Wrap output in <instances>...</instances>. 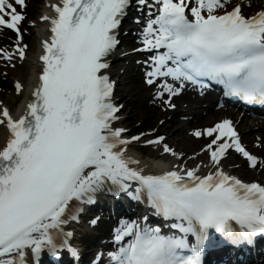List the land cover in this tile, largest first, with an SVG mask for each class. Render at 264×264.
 I'll list each match as a JSON object with an SVG mask.
<instances>
[{
	"label": "snow or ice",
	"instance_id": "obj_1",
	"mask_svg": "<svg viewBox=\"0 0 264 264\" xmlns=\"http://www.w3.org/2000/svg\"><path fill=\"white\" fill-rule=\"evenodd\" d=\"M27 6V0H0V33L16 36L12 50L0 48L8 64L26 58L21 25ZM48 7L52 14L40 20L50 37L42 41L32 99L18 117L0 106L6 131L0 145V264H42L45 253L50 264H62L64 251L70 264H80L69 229L104 193H125L159 219H121L116 249L107 259L97 253L91 264H203L209 249L250 246L264 237V183L246 182L223 166L234 150L251 168L264 169V159L241 143L233 122L193 130L194 137L207 138L200 151L208 159L188 167L179 162L185 153L164 136L129 138L115 126L122 105L114 102L116 82L109 75L122 22L134 7L146 13L138 50L152 53L146 83L163 78L156 95L164 106L175 109L173 98L187 84L201 90L215 84L226 97L264 106V5L251 15V0H56ZM23 88L17 80L16 92ZM142 140L177 162L153 172L159 160L142 163L128 154Z\"/></svg>",
	"mask_w": 264,
	"mask_h": 264
},
{
	"label": "bare ground",
	"instance_id": "obj_2",
	"mask_svg": "<svg viewBox=\"0 0 264 264\" xmlns=\"http://www.w3.org/2000/svg\"><path fill=\"white\" fill-rule=\"evenodd\" d=\"M46 5V4H45ZM45 5L43 7V14H50L49 11L45 10ZM38 29H36V31H34V35H35V39L37 38V36L39 37V39L42 38L43 36V30H44V26L46 25L44 21H40V19L38 20ZM34 49L37 50V47H34ZM38 66V61L34 58H29L27 61L21 63V68L19 69V71L17 72V77L18 80H22L23 81V85L24 88H26L24 90V97L27 96L28 92L30 91V87L32 85H34L35 82V78H36V68ZM116 76H119V79L122 75L121 71H118L115 73ZM28 90V91H27ZM137 94V93H136ZM126 97H128L126 100V108L130 107V105L133 103L134 101V96L130 95L129 93L125 94ZM213 94L210 93L207 95V99H212L213 98ZM188 98H192L190 94H185L184 96H179L176 98L177 101L180 102V106L179 109L177 110L176 113L172 114L171 118L163 125L159 128V130H166L168 133V136L166 137L164 142H167L169 144H171V146H176L175 149H180L179 152H186V154L188 155V152L191 148V145H193V141L195 140L192 137V133H191V127L194 126L195 124H198L199 126H202V124H206L207 122H209L215 115H217L219 112L217 110H215L214 108V104H210L206 109L208 111L207 115H203V111L202 109H199V105L203 103V101L201 99H199L198 97L192 98V105L189 106H183L181 103L185 100H188ZM19 103V102H18ZM11 106H15L12 103H8ZM24 105V104H23ZM18 112L21 111V108L17 109ZM153 113H151L148 117H155L156 116V111H157V107H153ZM182 110H186L191 112V114L195 115V119H193L192 121H188V122H183L179 119V116L182 113ZM224 114V113H222ZM155 118L153 119H145V124L149 123V122H153ZM174 124V125H171ZM185 125H188L187 127ZM239 126L241 127V129L243 130V132L245 133V138H249L251 137V139L248 141L252 142L254 137L253 135H255V132H253L254 126L249 123V121L247 119H242L239 122ZM260 130H263L264 133V126L263 125H259ZM260 133V132H259ZM264 135H262V139H263ZM4 139V128L0 127V145H1V140ZM196 146V145H194ZM156 148H152L151 150V156H155ZM168 157V156H167ZM200 161H204L205 156H200ZM194 159L193 158H189L188 162H193ZM152 163V162H150ZM229 163H232V159H228L227 162L223 163V166L227 167ZM206 171V170H205ZM244 171V169L242 167H240L239 169H236V173H242ZM258 175V173H256ZM93 236V234H92Z\"/></svg>",
	"mask_w": 264,
	"mask_h": 264
},
{
	"label": "rangeland",
	"instance_id": "obj_3",
	"mask_svg": "<svg viewBox=\"0 0 264 264\" xmlns=\"http://www.w3.org/2000/svg\"><path fill=\"white\" fill-rule=\"evenodd\" d=\"M32 4H34L37 8H41V6H42V1H40V0H37L36 2H34V0L32 1ZM39 15V13L37 14V16ZM133 71H130V66L128 67V68H126V76H127V78L126 79H123V81H125V82H123V83H125V87H124V89L119 93V95L120 96H122V95H125L126 93H127V90L126 89H129V88H133L134 87V92L135 91H137L138 90V86H136L137 84H134V82L133 81H131L132 83H129V80H130V78H129V76L131 75V73H132ZM11 78H15V75L12 73V75H11V77L9 78V79H11ZM11 81H12V79H11ZM146 96V93H143L142 95H140L139 97H145ZM0 97L1 98H3V99H5V100H7V98H10V97H12V100L11 101H13V96L12 95H10L9 93H5V94H0ZM126 97V96H125ZM138 97V95H136L135 96V101H134V103L130 106V110L134 113H136L135 115H137V118H133V117H129L130 119H134L130 124L131 125H134L139 119H143L144 118V115L148 112H150L148 109H146V108H148V106H147V104L145 105V104H141V102H137V100H139L140 98ZM128 111V110H127ZM125 114H127V112H125ZM157 123H158V117H157V120L156 121H153L152 123H149L148 125H146L145 127H146V129H152V128H156V126H157ZM198 148V146H196L195 147V149H197Z\"/></svg>",
	"mask_w": 264,
	"mask_h": 264
}]
</instances>
